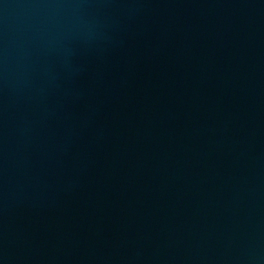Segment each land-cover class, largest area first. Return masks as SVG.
Instances as JSON below:
<instances>
[{
    "label": "water",
    "instance_id": "water-1",
    "mask_svg": "<svg viewBox=\"0 0 264 264\" xmlns=\"http://www.w3.org/2000/svg\"><path fill=\"white\" fill-rule=\"evenodd\" d=\"M0 264H264V0H0Z\"/></svg>",
    "mask_w": 264,
    "mask_h": 264
}]
</instances>
